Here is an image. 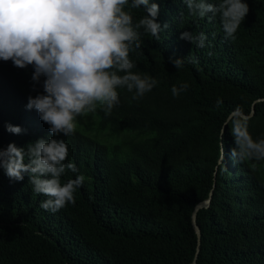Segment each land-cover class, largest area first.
<instances>
[{
	"label": "trees",
	"instance_id": "16d2710c",
	"mask_svg": "<svg viewBox=\"0 0 264 264\" xmlns=\"http://www.w3.org/2000/svg\"><path fill=\"white\" fill-rule=\"evenodd\" d=\"M152 2L158 23L169 27L159 39L141 29V48L129 58L133 72L157 85L134 101V92L117 89L110 115L98 108L77 117L74 134L58 137L68 146L65 162L77 168L62 183L85 178L75 204L46 211L47 197L27 175L10 181L0 170V264H193L192 214L211 191L210 204L196 212V264H264V160L230 156L236 118L247 119L253 140L264 139V0H242L249 11L235 39L225 38L218 15H189L184 0ZM125 11L134 22L145 15L142 7ZM185 31L203 33L205 46L179 39ZM169 58L183 65L176 69ZM32 72L0 61V148L50 136L26 109L37 94ZM185 83L174 97L172 86ZM234 112L243 117L228 120ZM8 124L26 131L10 134Z\"/></svg>",
	"mask_w": 264,
	"mask_h": 264
},
{
	"label": "clouds",
	"instance_id": "9594fccd",
	"mask_svg": "<svg viewBox=\"0 0 264 264\" xmlns=\"http://www.w3.org/2000/svg\"><path fill=\"white\" fill-rule=\"evenodd\" d=\"M184 2L189 15L209 19L218 15L226 39H235L249 11L242 0ZM126 7H142L145 15L134 22ZM159 11V4L150 0H0V61H11L20 69L33 68L32 90L37 94L27 97L26 109L35 110L50 133L49 138L22 148L13 143L0 148V170L10 181H22L27 175L33 191L47 197L40 204L42 209L55 213L74 205V193L85 179L78 175L62 183L66 170L75 173L77 168L65 162L68 146L58 137L74 134L77 117L95 114L98 108L110 115L120 103L117 89L134 92V101L157 85L155 79L132 71L135 64L129 53L141 48V29L159 39L162 28L169 27L167 22L158 23ZM179 39L189 43L195 39L203 48L206 37L185 31ZM169 59L176 69L183 65L184 59ZM188 87L186 83L179 88L173 85L172 95ZM5 130L13 135L26 131L11 124ZM232 136L234 162L264 160V139L253 140L247 119L234 120Z\"/></svg>",
	"mask_w": 264,
	"mask_h": 264
},
{
	"label": "water",
	"instance_id": "95a60500",
	"mask_svg": "<svg viewBox=\"0 0 264 264\" xmlns=\"http://www.w3.org/2000/svg\"><path fill=\"white\" fill-rule=\"evenodd\" d=\"M252 114V112H251ZM250 114V115H251ZM233 115H238L240 117H243L242 114L240 113H237V112H234L232 113L229 117H228V120L233 116ZM250 115L248 117H250ZM227 120V121H228ZM227 121L226 123L224 124V127L227 125ZM211 195H212V191L210 192V195H209V198L206 200V201H203L202 203L198 204L194 211H193V214H192V222H193V227H194V230H195V233L197 235V248H196V253H195V257H194V261H193V264H196V259H197V256H198V253H199V245H200V231H199V227L196 225V212L202 208V207H207L209 204H210V200H211Z\"/></svg>",
	"mask_w": 264,
	"mask_h": 264
}]
</instances>
